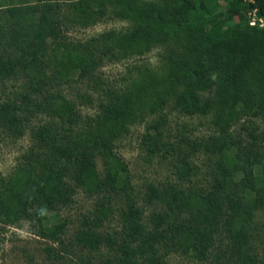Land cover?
<instances>
[{"label":"trees","instance_id":"1","mask_svg":"<svg viewBox=\"0 0 264 264\" xmlns=\"http://www.w3.org/2000/svg\"><path fill=\"white\" fill-rule=\"evenodd\" d=\"M214 1L0 0V47L6 42L15 49L7 56L0 52V81L20 75L25 87L13 100L0 102V127L20 137L39 113L58 120L33 132L45 149L42 159L29 153L12 176L0 177V227L28 219L41 239L60 240L65 224H51L47 214L70 205L74 189L81 188L97 201L92 218L81 220L71 246L89 252L106 246L115 253L107 264H160L161 244L203 259L221 233L230 255L225 264H264L249 253L254 211L264 202V29L249 26L246 19L255 9L264 21V0H223L221 10ZM61 3L69 4L83 26L105 16L107 5L132 26L127 33L104 34L100 47L95 39L66 44L55 18ZM236 18L240 26L234 25ZM166 41L173 44L165 49L164 78L174 108L189 116L212 114L217 135L205 144L183 135L177 145L165 143L160 129L166 122L160 117L146 127L142 143L150 155L175 156L182 178L191 174L190 157L203 151L213 165L210 183L188 192L149 185L146 201L163 202L166 211L153 213L152 228L147 229L141 210L129 199L115 239L99 230L111 212L110 194L128 185L127 166L115 151V141L137 120V104L153 77L145 74L132 81L121 96L109 94L87 116L61 91L47 86L91 77L106 60L141 55ZM203 92L211 95L202 98ZM165 102L158 98L151 111ZM96 156L103 163L102 175Z\"/></svg>","mask_w":264,"mask_h":264},{"label":"rangeland","instance_id":"2","mask_svg":"<svg viewBox=\"0 0 264 264\" xmlns=\"http://www.w3.org/2000/svg\"><path fill=\"white\" fill-rule=\"evenodd\" d=\"M243 3L248 2L242 0ZM218 10L222 9L223 0L214 1ZM55 13L66 44L86 43L95 39L94 44L101 46L104 34L127 33L131 22L118 18L114 12L116 8L107 5L105 16L95 19L87 25H80L75 20V13L69 4H60ZM251 15L250 17H252ZM248 13L246 19L248 20ZM239 18L234 25L240 26ZM173 47L171 41L163 45H152L141 55L135 54L125 58L106 60L91 77L74 78L69 84L55 85L50 83L47 88L53 92L61 91L67 100L72 102L82 115H94L100 103L107 101L109 94L121 96L130 88L132 81L138 80L147 74L153 78L146 83V90L142 92L137 104V120L126 126V130L115 141V151L127 166V188L110 194L108 202L111 212L108 219L99 228L100 231L118 239L121 232V213L129 199L136 203L142 213V222L147 229L152 228L150 218L153 213H163L166 205L158 200L148 203L146 192L149 185L162 190L174 187L177 190L206 189L210 183L209 170L212 162L203 151L190 157L191 174L180 177L176 170V157L165 155L163 152L150 155L143 145V135L146 127L163 117L165 124L161 127L163 142L177 145L181 135L188 139L206 143L210 137L217 135L212 124V114L184 115L174 108L170 85L164 78L168 70L165 58V49ZM15 51L5 42L0 47L4 55ZM50 71L47 72L49 74ZM24 79L19 75L0 81V102L13 100L24 92ZM202 98L211 95L210 92L200 94ZM164 97L165 104L156 111H151L154 101ZM57 119L47 114L33 116L27 124L24 133L15 137L6 133L0 127V177L9 178L19 165H25L24 157L31 153L35 159H42L45 149L39 146L33 137L34 130L42 125L54 124ZM255 125L263 128L259 120ZM184 146V145H183ZM97 170L103 174V163L99 156L95 158ZM38 161L34 163L38 165ZM264 169V166L262 167ZM261 168V169H262ZM237 178H239L237 176ZM73 201L66 207H57L49 212L51 224L64 223L65 231L57 241H45L35 232L31 220H22L15 225L0 227V264H107L104 261L112 258L115 253L106 246L89 252L77 245L71 246V241L80 227L84 217L92 218L96 196H87L81 188H75ZM251 241L249 253L257 260L264 259V202L253 215L250 225ZM214 245L203 259L183 253L180 250L170 249L165 244L159 245L158 257L160 264H225L228 259V240L224 234H217ZM50 247V252L47 247Z\"/></svg>","mask_w":264,"mask_h":264},{"label":"built area","instance_id":"3","mask_svg":"<svg viewBox=\"0 0 264 264\" xmlns=\"http://www.w3.org/2000/svg\"><path fill=\"white\" fill-rule=\"evenodd\" d=\"M244 1H246L248 3H251V4L254 3L253 0H244ZM251 15H253V16L250 17ZM248 17H249L248 18V24H249V26H251V27H257V28H260V29L261 28L264 29V21H263V19L257 17L256 10L255 9H250L248 11Z\"/></svg>","mask_w":264,"mask_h":264}]
</instances>
